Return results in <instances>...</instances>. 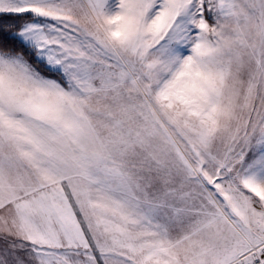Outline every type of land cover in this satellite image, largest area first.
Segmentation results:
<instances>
[{
	"label": "snow or ice",
	"instance_id": "1",
	"mask_svg": "<svg viewBox=\"0 0 264 264\" xmlns=\"http://www.w3.org/2000/svg\"><path fill=\"white\" fill-rule=\"evenodd\" d=\"M0 264H264V0H0Z\"/></svg>",
	"mask_w": 264,
	"mask_h": 264
}]
</instances>
